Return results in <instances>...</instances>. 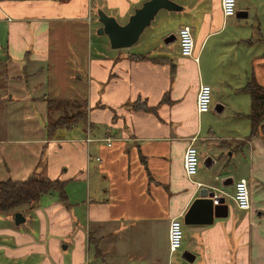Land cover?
I'll use <instances>...</instances> for the list:
<instances>
[{
    "label": "crops",
    "instance_id": "1",
    "mask_svg": "<svg viewBox=\"0 0 264 264\" xmlns=\"http://www.w3.org/2000/svg\"><path fill=\"white\" fill-rule=\"evenodd\" d=\"M145 1L0 0V57L42 74L46 100L78 101L86 115L64 135L41 125L44 167L5 164L15 179L64 181L67 201L45 193L18 225L0 214V264H173L178 252L194 256L186 264H264V135L249 137L250 106L239 105L251 101L248 82L264 86V0H237L228 17L220 0H172L180 10L160 9L134 44L112 48L97 9L124 24ZM182 25L192 29L191 57L180 53ZM199 83L218 94L212 111L197 112ZM191 142L203 157L190 179ZM239 178L247 210L225 198ZM207 189L224 198L226 216L210 212ZM173 217L186 227L172 255Z\"/></svg>",
    "mask_w": 264,
    "mask_h": 264
},
{
    "label": "rangeland",
    "instance_id": "2",
    "mask_svg": "<svg viewBox=\"0 0 264 264\" xmlns=\"http://www.w3.org/2000/svg\"><path fill=\"white\" fill-rule=\"evenodd\" d=\"M236 2L237 0H235V8ZM263 42L264 41H262V43ZM34 69L33 67L32 70ZM38 78H43V75L40 74ZM38 78L32 77L27 66L19 67L7 62L3 56L0 57V179L7 176L14 178V173H12V175H7V173L4 172L3 169L5 164L13 169L17 165L27 164V166H33V164L29 163L37 160L39 161L40 159L41 167H44L45 155H47V153L49 154L50 147L42 149V147H40L42 144L35 142L37 141L36 137H38L39 132V136L41 135V125L44 124L46 131H48V124L50 123L48 117L56 119L63 115V118H66L83 110L82 103H73L70 101H63L60 104L58 102H53L50 106H47L48 102L42 93L44 80L39 81ZM36 83L38 84V89L33 87V84L36 85ZM30 97L31 100L29 99ZM211 97L212 103L210 109L212 111L213 104L219 103L214 101V99L216 100L218 98V94L213 91V89L211 91ZM44 103L46 104V116L41 117L42 115L39 113L41 107L39 105H43ZM245 104L246 106H250V99L249 101L239 103L241 106H245ZM242 119L243 118H239L238 121H242ZM215 125L223 127L221 123H216ZM77 127L84 128L83 122L80 121ZM60 130L63 131L62 135H64L66 129L61 128ZM66 134H68V132H66ZM53 147L54 151H57L56 146ZM41 153H43V156ZM202 157L203 154L201 158H199V162L202 161ZM228 196L229 195L225 196V198L228 199L230 205L234 208L235 204L230 200V196ZM27 206L28 205H22L18 207V209L7 213V215H1L14 217L16 212H21L24 215V213L28 211ZM2 224L3 222L0 221V225ZM185 227V224L182 222L183 239ZM180 253L181 252H178L174 255L173 264L187 263L186 260L180 256Z\"/></svg>",
    "mask_w": 264,
    "mask_h": 264
},
{
    "label": "trees",
    "instance_id": "3",
    "mask_svg": "<svg viewBox=\"0 0 264 264\" xmlns=\"http://www.w3.org/2000/svg\"><path fill=\"white\" fill-rule=\"evenodd\" d=\"M244 88L251 95L250 111L248 113L251 126L249 137L259 133L264 135V86L255 81H250ZM63 101L69 100L48 99L47 106H50L53 102L60 104ZM70 102L80 103L78 101ZM85 116V107L83 105L82 111L66 118H63V115L56 119L48 117L50 123L48 124L47 135L51 137L58 129H68L75 126L80 121H83ZM64 184V181L58 178H50L35 173L29 174L23 179L11 177L0 179V214L10 213L22 205H32L39 200L41 195L52 191L58 192L59 199L66 203Z\"/></svg>",
    "mask_w": 264,
    "mask_h": 264
},
{
    "label": "built area",
    "instance_id": "4",
    "mask_svg": "<svg viewBox=\"0 0 264 264\" xmlns=\"http://www.w3.org/2000/svg\"><path fill=\"white\" fill-rule=\"evenodd\" d=\"M220 7L224 17L235 14V0H220ZM178 43L180 53L183 56L191 57L194 54L195 41L192 29L189 25H182L179 27ZM211 86L207 83H199L196 94V109L197 112H207L211 107ZM199 157L197 147L191 142L184 151L183 167L184 172L188 178H192L198 171ZM235 206L240 210H247L250 208V193L247 180L239 178L233 182V193L231 195ZM183 229L180 218H171L168 226V247L170 253L173 255L182 245Z\"/></svg>",
    "mask_w": 264,
    "mask_h": 264
},
{
    "label": "water",
    "instance_id": "5",
    "mask_svg": "<svg viewBox=\"0 0 264 264\" xmlns=\"http://www.w3.org/2000/svg\"><path fill=\"white\" fill-rule=\"evenodd\" d=\"M160 9L176 11L180 10L181 6L172 0H146L140 7L135 8L134 13L129 16L127 22L124 24H120L115 17L107 15L103 10L97 9V19L102 24L97 32L107 35L112 48L130 46L138 40L142 31L150 24ZM218 111H221V109ZM231 180L232 178H230ZM221 185L225 186V183L221 182ZM208 190V198H204L203 200L207 201L206 204H208L210 212L212 211L216 215L226 216L227 204L223 203L224 198L215 196L213 189ZM221 210H223V213H221ZM188 217L189 209L182 216L184 223L188 222ZM13 218L16 225L25 221V216L21 212H16ZM181 257L189 262H192L194 259V256L188 252H183Z\"/></svg>",
    "mask_w": 264,
    "mask_h": 264
}]
</instances>
